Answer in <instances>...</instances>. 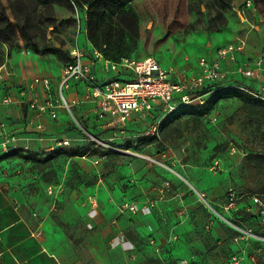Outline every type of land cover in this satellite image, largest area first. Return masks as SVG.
Wrapping results in <instances>:
<instances>
[{
  "label": "rangeland",
  "instance_id": "obj_1",
  "mask_svg": "<svg viewBox=\"0 0 264 264\" xmlns=\"http://www.w3.org/2000/svg\"><path fill=\"white\" fill-rule=\"evenodd\" d=\"M237 1L134 0L139 37L129 59L151 56L173 77L192 75L202 55L231 41L228 9ZM87 12L88 0H0V66L14 59L20 65L25 47L58 71L71 47L89 42ZM48 48L60 51L40 55ZM246 80L228 79L220 90L259 102L220 98L210 114L179 115L156 137L148 121L122 133L72 109L82 128L69 123L70 145L18 146V156L0 161V187L19 194L36 236L60 242L75 264H264V223L254 202L264 203V90ZM90 196L99 206L92 230L85 224ZM148 201L155 205L149 216L123 212L124 203ZM213 228L218 241L210 244ZM119 233L132 251L110 248ZM184 241L203 246L181 247Z\"/></svg>",
  "mask_w": 264,
  "mask_h": 264
},
{
  "label": "built area",
  "instance_id": "obj_2",
  "mask_svg": "<svg viewBox=\"0 0 264 264\" xmlns=\"http://www.w3.org/2000/svg\"><path fill=\"white\" fill-rule=\"evenodd\" d=\"M250 11L257 12L254 0H246L238 9L241 23L248 27L246 32L237 36L235 42L217 49L214 58H200L197 74H184L178 80H174L154 57H145L140 60L122 59L119 62H113L106 59L97 49L89 53L75 46L69 52L71 60L61 70L58 89H53L49 79L37 78L31 85V89L38 84L41 85L44 101H40L39 96H35L28 105L37 114H49L52 119H57L58 108L65 109L80 126L72 113V106L84 103L92 106L98 121L103 123L107 120L106 125L109 128H119L122 133L133 116L140 121L148 119L151 121L148 134L156 137L167 119L181 110L195 105H204L209 93L224 88V83L230 76L234 79L238 76L246 79H261L264 83V57L261 56L253 61H249L248 58L242 60V57L246 56L249 35L255 29V25L248 18ZM85 29L84 27L83 30L86 33ZM98 63L102 64L103 77H100L98 73ZM223 63L227 65V68L223 69ZM2 70L3 68H0V78ZM209 83L216 87L211 92L205 93L204 89ZM232 86L255 95L246 87ZM74 88L81 91L82 97L71 103L67 100L65 93ZM261 89L264 90V86ZM260 98L264 100V97ZM12 102L11 97H5L1 105H10ZM37 129L44 131L42 126ZM69 145L70 142L61 140L57 143V149ZM17 148V137L5 138L0 144V157L16 151ZM55 149V147L51 148L52 151ZM235 198V195L231 193V200ZM254 202L259 208L262 223H264V203L258 198H255ZM87 203L85 224L89 230H92L96 227L99 206L96 197L90 196ZM154 206V203L150 201L128 202L123 204V212L129 211L133 215L149 216ZM110 247L129 252L134 248L124 234L114 236L110 240ZM180 264H188V262L184 260ZM232 264H241V261L235 259Z\"/></svg>",
  "mask_w": 264,
  "mask_h": 264
},
{
  "label": "crops",
  "instance_id": "obj_3",
  "mask_svg": "<svg viewBox=\"0 0 264 264\" xmlns=\"http://www.w3.org/2000/svg\"><path fill=\"white\" fill-rule=\"evenodd\" d=\"M245 1L246 0H238L228 9L230 23L225 30V34L231 38L229 43L235 42L237 36L245 33L248 29L247 25L241 23V15L238 12V9ZM248 18L255 25V29L251 31L249 35L247 52L245 58L242 57L243 61L246 58H248L249 61H253L261 56L264 57V17L257 10L256 13L250 11L248 13ZM77 46L86 52H93V47L89 42L88 44L85 43L84 46H81V44ZM72 48L73 47H71V49ZM219 48L220 47L214 50L211 49L200 58H214ZM22 55L24 59L20 65H18L14 59L11 61L7 60L5 64L0 66V68H3L0 78V144L5 138L15 136L18 139V146L25 150H41L43 148L51 150L52 147L57 148V143L61 140L70 142L64 134L67 133L69 129V123L74 122L73 117L65 109L58 108L56 110L57 119H52L49 114H37V112L31 110L28 102L35 96H39L40 101H44L43 88L41 85L38 84L31 89V85L37 78L49 79L53 89H58L61 70L65 64L57 71L51 67L48 61L31 59L30 57H32L33 54L30 50H26L25 47H22ZM199 60L192 73L193 75L199 72ZM222 66L223 69L227 68V65L224 63ZM11 67L13 69H11ZM101 68L102 64L98 63V73L100 77H103ZM186 74L188 75V73ZM171 76L174 80H178L182 75L177 77ZM231 78L234 79V77L230 76L229 79ZM235 79L241 80L246 78L238 76ZM255 80H258L255 86L258 88L264 86L261 79H247L246 83L249 84L251 81ZM65 95L67 100L71 103L82 97L81 91L77 88L66 92ZM5 97H11L13 100L12 104L2 106L1 102ZM24 106L26 107L25 110ZM76 108L80 118L83 117L84 120H86L91 117L92 119L95 118L97 122H100L93 112L91 105L80 103L72 106V109ZM143 121H148V125L151 122L148 119ZM141 122L142 121L138 120L136 116H133L128 121L127 126L137 130ZM39 126L44 127V131H39L37 129ZM80 127L82 128L81 124ZM26 184H31L30 178H27ZM17 196H19V194L7 190L5 187H0V264H75L74 262L76 259L64 250L65 246L60 242L51 239L47 233H44L42 237L36 236L35 233L38 228L34 223L35 221L25 212L22 207L23 203L19 204V202H17ZM26 197H29V200L31 198L28 194ZM95 225L97 226V219ZM216 233H218V230L213 228L210 238L213 236L214 239L210 240V244L218 241V239L215 240V238H217ZM128 241L130 240L128 239ZM153 243L154 241H152V244ZM187 246H203V242L194 241L190 243V241H184L181 244V247ZM113 250L125 253L121 248Z\"/></svg>",
  "mask_w": 264,
  "mask_h": 264
},
{
  "label": "trees",
  "instance_id": "obj_4",
  "mask_svg": "<svg viewBox=\"0 0 264 264\" xmlns=\"http://www.w3.org/2000/svg\"><path fill=\"white\" fill-rule=\"evenodd\" d=\"M133 1L88 0L87 26L85 28L88 31L89 43L93 49L99 50L110 61L119 62L122 59H129L130 55L137 48L139 37L138 18L136 13L129 7V4ZM254 2L258 12L264 17V0H254ZM163 23L166 24L165 21ZM59 51L56 48H48L44 49L40 55H48ZM37 53H39V49H37ZM215 87L216 85L209 83L206 85L204 92L209 93ZM232 97H239L244 104L259 102L244 95H238L235 92L222 93V90H217L209 93L204 105H195L189 109L181 110L165 122L194 110H201L202 115H208L214 109L218 99ZM68 155L69 157L83 156V154L78 155V153H69ZM10 156H18L17 151L1 156L0 161ZM261 193L264 194V187Z\"/></svg>",
  "mask_w": 264,
  "mask_h": 264
},
{
  "label": "bare ground",
  "instance_id": "obj_5",
  "mask_svg": "<svg viewBox=\"0 0 264 264\" xmlns=\"http://www.w3.org/2000/svg\"><path fill=\"white\" fill-rule=\"evenodd\" d=\"M204 197V196H203ZM209 205V204H208ZM210 206V205H209Z\"/></svg>",
  "mask_w": 264,
  "mask_h": 264
}]
</instances>
